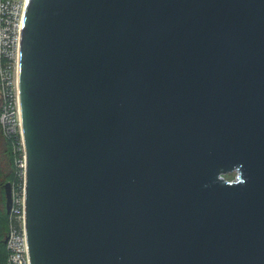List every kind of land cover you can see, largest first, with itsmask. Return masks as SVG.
<instances>
[{
    "label": "water",
    "instance_id": "1",
    "mask_svg": "<svg viewBox=\"0 0 264 264\" xmlns=\"http://www.w3.org/2000/svg\"><path fill=\"white\" fill-rule=\"evenodd\" d=\"M19 93L31 264H264V0H27Z\"/></svg>",
    "mask_w": 264,
    "mask_h": 264
},
{
    "label": "built area",
    "instance_id": "2",
    "mask_svg": "<svg viewBox=\"0 0 264 264\" xmlns=\"http://www.w3.org/2000/svg\"><path fill=\"white\" fill-rule=\"evenodd\" d=\"M26 4L27 0H0V129L4 138L13 142L14 152H21V156L16 160V166L22 180L19 188L12 186L6 264H31L25 216L27 162L21 108L17 96L19 91L16 92L19 46ZM18 136L20 141L15 142Z\"/></svg>",
    "mask_w": 264,
    "mask_h": 264
},
{
    "label": "trees",
    "instance_id": "3",
    "mask_svg": "<svg viewBox=\"0 0 264 264\" xmlns=\"http://www.w3.org/2000/svg\"><path fill=\"white\" fill-rule=\"evenodd\" d=\"M20 141V137L15 142ZM21 152H14V144L4 138L0 129V264H6L8 251L5 240L9 234L10 216L6 211V185L19 186L22 180L18 175L16 160Z\"/></svg>",
    "mask_w": 264,
    "mask_h": 264
},
{
    "label": "rangeland",
    "instance_id": "4",
    "mask_svg": "<svg viewBox=\"0 0 264 264\" xmlns=\"http://www.w3.org/2000/svg\"><path fill=\"white\" fill-rule=\"evenodd\" d=\"M15 81H16V79H15ZM15 85H16V83H15ZM16 88H18L17 85H16ZM16 92L18 93V89L16 90ZM17 96H18V94H17ZM236 176H237L236 172H232V173H228V174L223 175L224 179L228 182H232L233 180H236Z\"/></svg>",
    "mask_w": 264,
    "mask_h": 264
},
{
    "label": "bare ground",
    "instance_id": "5",
    "mask_svg": "<svg viewBox=\"0 0 264 264\" xmlns=\"http://www.w3.org/2000/svg\"><path fill=\"white\" fill-rule=\"evenodd\" d=\"M25 17V16H24ZM23 23H24V20H23ZM22 28H23V26H22ZM20 48H21V40H20V46H19V50H20ZM18 67H17V86H18V91H19V74H20V52H19V61H18ZM19 97H18V99H19V103H20V93H19V95H18ZM20 108H21V106H20Z\"/></svg>",
    "mask_w": 264,
    "mask_h": 264
}]
</instances>
